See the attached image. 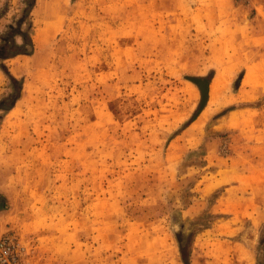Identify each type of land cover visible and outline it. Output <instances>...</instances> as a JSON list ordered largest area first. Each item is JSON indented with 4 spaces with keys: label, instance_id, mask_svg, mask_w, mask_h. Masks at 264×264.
<instances>
[{
    "label": "rangeland",
    "instance_id": "374dc122",
    "mask_svg": "<svg viewBox=\"0 0 264 264\" xmlns=\"http://www.w3.org/2000/svg\"><path fill=\"white\" fill-rule=\"evenodd\" d=\"M31 1L0 0V43L9 26L33 43L0 59V103L21 84L0 109V236L24 264H256L264 0H35L24 16ZM187 76L209 84L201 110Z\"/></svg>",
    "mask_w": 264,
    "mask_h": 264
},
{
    "label": "trees",
    "instance_id": "16d2710c",
    "mask_svg": "<svg viewBox=\"0 0 264 264\" xmlns=\"http://www.w3.org/2000/svg\"><path fill=\"white\" fill-rule=\"evenodd\" d=\"M35 0H32L31 3H29L27 9L24 10V16H27L29 12L32 10L34 6ZM22 22L20 21L19 24ZM28 28H30V25H28ZM18 36L21 39V43H16L14 40V37ZM33 50V43L30 38V35L28 32H22L19 28H14L13 26H9V32L6 34L5 37H1V43H0V59L5 60L9 58L16 57L18 55H30ZM7 76L9 77L10 81L12 83H17V81L10 75H8L7 72H5ZM21 91V84H19L14 89V94L11 97L10 103L7 106L3 105V102L0 103V109L1 110H9L13 103L19 98ZM2 209V207H0ZM264 240L260 242L261 245H263ZM256 264H264V254H258L256 257Z\"/></svg>",
    "mask_w": 264,
    "mask_h": 264
},
{
    "label": "built area",
    "instance_id": "2783aa9c",
    "mask_svg": "<svg viewBox=\"0 0 264 264\" xmlns=\"http://www.w3.org/2000/svg\"><path fill=\"white\" fill-rule=\"evenodd\" d=\"M0 264H24L19 243L13 235L0 236Z\"/></svg>",
    "mask_w": 264,
    "mask_h": 264
},
{
    "label": "water",
    "instance_id": "95a60500",
    "mask_svg": "<svg viewBox=\"0 0 264 264\" xmlns=\"http://www.w3.org/2000/svg\"><path fill=\"white\" fill-rule=\"evenodd\" d=\"M188 81L192 82L193 84H195L197 86V88L199 89L200 92V103H199V109L201 110L204 105L207 102L208 99V83L204 82L202 79L198 78V77H185Z\"/></svg>",
    "mask_w": 264,
    "mask_h": 264
},
{
    "label": "bare ground",
    "instance_id": "6f19581e",
    "mask_svg": "<svg viewBox=\"0 0 264 264\" xmlns=\"http://www.w3.org/2000/svg\"><path fill=\"white\" fill-rule=\"evenodd\" d=\"M245 76L246 77H244L243 80H242V85L243 86H246V84H248V81H249V79L247 78L248 76L247 75H245ZM220 81H221V77L216 78L213 81V83L210 84V86H209L210 89L213 88L214 86H218L220 84Z\"/></svg>",
    "mask_w": 264,
    "mask_h": 264
}]
</instances>
